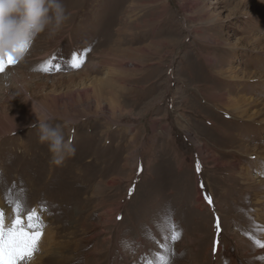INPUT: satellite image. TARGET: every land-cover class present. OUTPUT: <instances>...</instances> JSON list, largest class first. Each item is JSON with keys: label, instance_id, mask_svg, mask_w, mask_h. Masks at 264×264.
<instances>
[{"label": "rangeland", "instance_id": "1", "mask_svg": "<svg viewBox=\"0 0 264 264\" xmlns=\"http://www.w3.org/2000/svg\"><path fill=\"white\" fill-rule=\"evenodd\" d=\"M62 2L0 72V211L42 219L30 264H146L161 241L172 264H264V0ZM41 121L73 141L60 166Z\"/></svg>", "mask_w": 264, "mask_h": 264}, {"label": "clouds", "instance_id": "2", "mask_svg": "<svg viewBox=\"0 0 264 264\" xmlns=\"http://www.w3.org/2000/svg\"><path fill=\"white\" fill-rule=\"evenodd\" d=\"M68 19L62 0H0V56L23 58L26 45L46 29L54 34ZM30 127L38 128V140L46 144L49 163L60 166L75 155L71 138L66 139L59 126L41 121Z\"/></svg>", "mask_w": 264, "mask_h": 264}, {"label": "snow or ice", "instance_id": "3", "mask_svg": "<svg viewBox=\"0 0 264 264\" xmlns=\"http://www.w3.org/2000/svg\"><path fill=\"white\" fill-rule=\"evenodd\" d=\"M16 63L14 57L8 56L5 60L4 56H0V72L6 65ZM50 63V62H49ZM72 67L79 68L82 66L77 57L72 59ZM57 70L59 66L57 65ZM43 71H49L45 67ZM197 171H200V166L197 164ZM209 203L211 200L209 199ZM42 219L38 216L35 210L27 214L26 219L20 211V206L16 205V216L11 226L5 227L4 214L0 211V264H30L34 258V254L39 250V242L43 234ZM217 229L219 230V219H217ZM172 231L175 233V226H172ZM179 233L169 236L170 243L174 245L178 239ZM252 239L254 248L264 249V241L249 236ZM219 244V240L216 241ZM214 247L213 251L215 252ZM175 253L167 246H163L161 241V250L156 254L155 259L149 260L146 264H172V259ZM256 259L264 261V255L256 257ZM144 264V262H141Z\"/></svg>", "mask_w": 264, "mask_h": 264}]
</instances>
